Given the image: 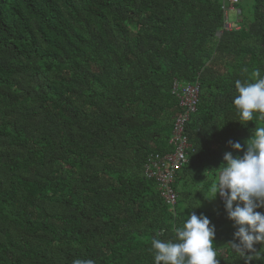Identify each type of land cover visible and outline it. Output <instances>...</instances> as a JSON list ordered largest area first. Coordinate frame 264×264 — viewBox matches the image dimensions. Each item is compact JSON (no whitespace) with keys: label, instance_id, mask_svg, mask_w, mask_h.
<instances>
[{"label":"trees","instance_id":"16d2710c","mask_svg":"<svg viewBox=\"0 0 264 264\" xmlns=\"http://www.w3.org/2000/svg\"><path fill=\"white\" fill-rule=\"evenodd\" d=\"M252 1L224 30V0H0V264H154L152 240L175 241L192 212L215 225L219 264H245L211 198L228 142L264 126L233 105L235 81L264 75ZM175 83L199 99L170 210L145 166L172 151Z\"/></svg>","mask_w":264,"mask_h":264},{"label":"clouds","instance_id":"9594fccd","mask_svg":"<svg viewBox=\"0 0 264 264\" xmlns=\"http://www.w3.org/2000/svg\"><path fill=\"white\" fill-rule=\"evenodd\" d=\"M235 88L237 121L246 125L254 119L264 120V75L257 70L254 82L237 80ZM228 143L232 151L223 154L211 199L217 195L222 199L226 218L235 229L229 244L245 264H251L256 259L251 255L256 245L264 244V212L257 210L264 207V126L254 127L243 145L239 141ZM215 236L211 220L192 212L176 229L175 241L152 240L154 264H219ZM74 264L94 262L76 260Z\"/></svg>","mask_w":264,"mask_h":264},{"label":"built area","instance_id":"2783aa9c","mask_svg":"<svg viewBox=\"0 0 264 264\" xmlns=\"http://www.w3.org/2000/svg\"><path fill=\"white\" fill-rule=\"evenodd\" d=\"M246 0H224L222 10L224 12V30L239 29L237 22H229L228 13L235 10V7ZM239 15V13L237 12ZM173 94L178 98L179 112L174 118L172 135L169 146L172 151L165 154H150L145 166L147 178L155 180L158 191L164 203L174 209L177 195L173 190V183L177 172L187 161V154L191 147L185 135V126L196 111L199 99L198 84H179L175 83Z\"/></svg>","mask_w":264,"mask_h":264},{"label":"rangeland","instance_id":"374dc122","mask_svg":"<svg viewBox=\"0 0 264 264\" xmlns=\"http://www.w3.org/2000/svg\"><path fill=\"white\" fill-rule=\"evenodd\" d=\"M239 13V15L237 14ZM253 18V1L246 0L235 7V10H230L228 13L229 22H237L240 19L250 21ZM239 22V21H238Z\"/></svg>","mask_w":264,"mask_h":264}]
</instances>
